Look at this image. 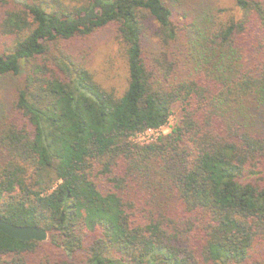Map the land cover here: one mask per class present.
<instances>
[{
  "label": "trees",
  "instance_id": "trees-1",
  "mask_svg": "<svg viewBox=\"0 0 264 264\" xmlns=\"http://www.w3.org/2000/svg\"><path fill=\"white\" fill-rule=\"evenodd\" d=\"M182 2L0 0V217L48 231H0V264L262 263L264 0ZM105 29L121 92L91 71Z\"/></svg>",
  "mask_w": 264,
  "mask_h": 264
},
{
  "label": "rangeland",
  "instance_id": "rangeland-1",
  "mask_svg": "<svg viewBox=\"0 0 264 264\" xmlns=\"http://www.w3.org/2000/svg\"><path fill=\"white\" fill-rule=\"evenodd\" d=\"M169 5H171L169 3ZM213 6L216 9L224 8L226 10H234V0H183L182 3L177 5H171L175 15L173 19L180 21L179 11L189 13L190 15H199L203 12V9ZM228 14V11L226 12ZM181 15V14H180ZM151 31L150 35L152 34ZM90 45L94 46L93 58L90 62L91 71L95 78L108 88H115L118 91H122L126 86L127 81V68L124 57V46L119 43L118 40L113 36L112 31L105 29L94 33L91 37ZM155 39H153L148 46L154 45ZM80 43L82 41H79ZM52 45L51 47H53ZM87 47V46H86ZM153 47V46H152ZM151 48V47H149ZM23 77L21 74L20 78ZM19 80V78H17ZM15 79L14 81H16ZM8 81H3L0 85V98L6 94V97H10L11 85ZM10 88V89H8ZM1 101H5L2 99ZM2 103L0 102V109ZM175 117L171 116L168 123L164 126L161 135L168 134L171 131L172 125L175 123ZM133 140L137 143V137ZM260 255H264V250H261ZM261 264H264V260Z\"/></svg>",
  "mask_w": 264,
  "mask_h": 264
},
{
  "label": "water",
  "instance_id": "water-1",
  "mask_svg": "<svg viewBox=\"0 0 264 264\" xmlns=\"http://www.w3.org/2000/svg\"><path fill=\"white\" fill-rule=\"evenodd\" d=\"M0 231L6 235L23 241H46L48 231L43 227L29 225H15L0 217Z\"/></svg>",
  "mask_w": 264,
  "mask_h": 264
},
{
  "label": "built area",
  "instance_id": "built-area-1",
  "mask_svg": "<svg viewBox=\"0 0 264 264\" xmlns=\"http://www.w3.org/2000/svg\"><path fill=\"white\" fill-rule=\"evenodd\" d=\"M163 128L164 126L159 128H147L143 132L138 133L135 137H137L140 144L150 143L161 136Z\"/></svg>",
  "mask_w": 264,
  "mask_h": 264
}]
</instances>
